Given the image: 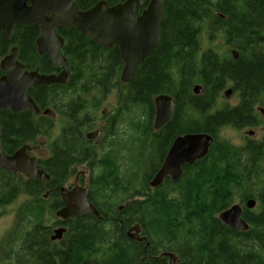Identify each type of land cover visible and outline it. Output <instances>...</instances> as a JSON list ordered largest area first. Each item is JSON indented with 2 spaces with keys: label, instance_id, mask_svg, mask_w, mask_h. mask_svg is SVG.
<instances>
[{
  "label": "trees",
  "instance_id": "obj_1",
  "mask_svg": "<svg viewBox=\"0 0 264 264\" xmlns=\"http://www.w3.org/2000/svg\"><path fill=\"white\" fill-rule=\"evenodd\" d=\"M98 1L76 0L80 9ZM56 30L65 40L61 51L69 77L64 84L36 85L28 93L41 111L58 114V135L53 137L51 116L0 112L2 149L11 154L46 140L49 154L39 165L50 176L45 187L10 172V199L30 198L18 206L0 238V264H168L164 251L175 253L179 264H264V134L247 137L242 146L219 135L225 128L264 124L255 112L256 105L264 106V0H164L159 42L127 84L119 81L122 62L116 47L97 45L74 27ZM38 33L37 26L19 23L10 38L1 31L0 59L16 46L26 69L57 72L37 53ZM195 84L202 94L192 92ZM228 87L236 103L218 105ZM113 91L118 106L103 116V132L109 141L117 140L115 128L125 121L126 164L115 158L119 140L100 151L84 137L96 126L101 101ZM159 94L171 95L175 108L170 121L155 130L153 98ZM197 132L214 137L207 155L182 166L177 181L167 177L151 188L149 181L172 141ZM84 165L90 172L89 199L101 219L67 220L63 238L53 242L47 220L49 210L58 207H44L48 201L42 195L50 188V200L58 199L59 187ZM4 174L0 169V199L7 196ZM249 198L256 205L242 211L246 231L219 220L220 212ZM135 223L144 241L126 236Z\"/></svg>",
  "mask_w": 264,
  "mask_h": 264
},
{
  "label": "water",
  "instance_id": "obj_2",
  "mask_svg": "<svg viewBox=\"0 0 264 264\" xmlns=\"http://www.w3.org/2000/svg\"><path fill=\"white\" fill-rule=\"evenodd\" d=\"M142 4L143 0H123L108 5L105 0H100L87 9H80L76 0H0V32L10 38L17 23L22 26H37L39 33L35 45L38 55H45L47 61L57 69L62 66L59 73H40L37 69L29 71L19 61L17 47H12L0 60V112L9 110L20 113L29 110L38 115L40 109L28 90L35 85L66 82L69 75L68 63L61 52L64 38L56 31L58 27H74L97 45L105 48L116 47L123 64L119 80L122 84L128 83L160 38L164 0H149L146 7L139 12ZM232 54L234 58L237 57L235 51ZM193 93H202L200 84L194 85ZM231 93L232 90L227 89L224 95L228 98ZM153 103V128L159 129L171 119L175 100L171 95L159 94L153 98ZM256 110L264 118V107L259 106ZM42 114L49 115L50 110L45 109ZM252 133L250 131L249 135ZM100 136V130L90 131L85 135L87 139H95L97 143ZM212 143L213 136L204 132L177 136L149 186L158 187L166 177L172 181L178 180L182 174V166L193 165L205 157ZM28 148L23 145L12 154H6L2 150L0 139V167L23 173L29 179L46 182L49 175L39 168L35 158L27 154ZM61 197L66 205L57 210L55 215L62 220L71 216L79 219L87 215L101 219L100 212L88 200L87 187L75 186L69 191L61 188ZM254 203L253 200L247 201V208H252ZM219 218L224 224L238 231L248 229V224L241 217L239 204H233L221 212ZM65 230L63 227L54 229L50 239L60 240ZM139 233L140 226L135 224L127 230L126 236L141 241L144 238ZM162 255L168 257V264H179L173 253L164 252Z\"/></svg>",
  "mask_w": 264,
  "mask_h": 264
},
{
  "label": "rangeland",
  "instance_id": "obj_3",
  "mask_svg": "<svg viewBox=\"0 0 264 264\" xmlns=\"http://www.w3.org/2000/svg\"><path fill=\"white\" fill-rule=\"evenodd\" d=\"M227 102L229 105H233L236 103L237 99L236 96H231L230 99H225L222 97H220L217 100V104L218 105H222L224 102ZM118 106L117 104V93L115 91H113L112 93H110L108 96H106L100 103L99 107H98V113L96 115V126L97 125H102L105 126L107 124L106 121V117H103L106 113H110L112 115L113 113V109H115ZM102 112L104 114H102ZM52 119L55 122V129H54V133H53V137L58 135L59 129H60V119L58 114H52ZM116 130V139L120 141V144L117 145L115 147L116 153H115V158L116 160H118L120 162L123 161L125 162V156H126V152L124 147H122L123 143H126V134H127V130L128 127L125 123V121L123 120L120 124H118V126L115 128ZM114 130V131H115ZM253 131L254 133L252 135H250L249 137L246 135L247 131ZM264 134V124L263 125H259L257 127H251V128H245L242 130H234L231 128H225L222 129L219 133L220 137L226 138L229 141L232 142V144L236 145V146H242L245 141L246 138H254V139H258L260 138L262 135ZM106 137V136H105ZM104 137V138H105ZM102 138V142L100 144V146L98 147V150L103 151L105 149V147L112 141L118 142L117 140H115L113 137H110V141L108 138ZM35 146H38L37 151L34 152V154L42 159L46 156H48L49 154V149L47 146V141L46 140H42L40 139V141L35 144ZM121 146V148H119ZM148 149V148H147ZM157 151V150H155ZM147 154L150 155L149 150H147ZM146 161H147V156H146ZM126 164V162H125ZM85 168L84 166H80L77 168L76 171H83ZM88 171V172H87ZM145 171V163L143 164V168L140 170L139 175L142 176L144 174ZM86 175L84 178V181L87 182V180L89 179V170L86 169ZM87 173H88V177H87ZM73 177L69 178L67 181V184L69 185H73ZM23 201V196H17L15 199H10V204H7L5 206H0V238L3 236L4 232L7 231L12 223H13V219H14V212L16 211V209L18 208L17 206L22 203ZM235 202H239L238 200ZM1 203H6V199H4L3 201L0 202ZM234 204V203H233ZM49 218L47 221L49 224H51V220L53 221L54 219L56 220V218L54 217L53 214L49 215Z\"/></svg>",
  "mask_w": 264,
  "mask_h": 264
},
{
  "label": "flooded vegetation",
  "instance_id": "obj_4",
  "mask_svg": "<svg viewBox=\"0 0 264 264\" xmlns=\"http://www.w3.org/2000/svg\"><path fill=\"white\" fill-rule=\"evenodd\" d=\"M102 125L103 124H101V125H97V127L94 129V130H101V132H102V134H101V136H100V139H99V141H98V143L95 141V139H91L92 141H93V143H94V145L95 146H98L99 144H100V141H101V138L103 137V129H102ZM37 148H38V146H33V145H29V148L27 149V152H28V154L31 156V157H33V158H35L36 159V162H37V164H39V160H40V158H38L35 154H34V152L35 151H37ZM10 154V153H9ZM40 166V165H39ZM41 167V166H40ZM86 169H84L83 171H76V172H74L73 174H72V176L71 177H73V185H69V184H67V182H65L64 183V185H62L61 187H59V194H58V199H56V200H50V198H49V194L51 193V191L53 190V189H50V188H47V189H45V191H44V194L42 195V197H43V199L44 200H46V201H48V204H45V206L44 207H58V208H56V209H54V211H53V214H55V212L58 210V209H60V208H62V207H65V205H66V202L65 201H63L62 200V197H61V188H65L66 190H71L72 188H74L75 186H79V187H88L89 188V181H90V179H88L87 180V182H85L84 181V178H85V175H86ZM88 172V171H87ZM15 174H18V175H20L21 177H22V179L24 180V181H26V182H28V181H30V180H28L23 174H20V173H15ZM4 175H6V177H7V179H8V181L6 182V184H7V196H6V203H1V205L0 206H5V205H7V204H10V171H8L7 172V174H4ZM89 175H90V172H89ZM70 177V178H71ZM87 177H88V173H87ZM44 183V186L46 187V183L45 182H43ZM30 198V196H24L23 195V200H28ZM88 198H89V194H88ZM4 199H0V202L1 201H3ZM49 214H52L51 213V210H49ZM56 218V217H55ZM73 219V217H70V218H67V219H65V220H62V219H60V218H56V220L54 219L53 221L51 220V227H52V229H51V231H53V229L54 228H58V227H66L65 225H64V222H66L67 220H72ZM51 234H52V232H51ZM56 242V241H55ZM59 242V241H58Z\"/></svg>",
  "mask_w": 264,
  "mask_h": 264
},
{
  "label": "bare ground",
  "instance_id": "obj_5",
  "mask_svg": "<svg viewBox=\"0 0 264 264\" xmlns=\"http://www.w3.org/2000/svg\"><path fill=\"white\" fill-rule=\"evenodd\" d=\"M14 47V46H13ZM230 50V49H229ZM231 51V53H232V51H235V50H233V49H231L230 50ZM237 54V53H236ZM195 85H197V84H195ZM194 87V86H193ZM193 87H192V92H193ZM202 87V86H201ZM227 89H230L229 87L228 88H226L224 91H223V98H225V99H230L231 98V96H232V93L230 94V96L227 98L225 95H224V92L227 90ZM202 92H203V88H202ZM195 94V93H194ZM200 94H202V93H200ZM199 95V94H198ZM260 105H256L255 106V112L262 118V119H264L258 112H257V107H259ZM52 163V162H51ZM150 182V181H149ZM152 188V187H151ZM156 188V187H155ZM249 200H253L255 203H254V206L252 207V208H247V206H246V202L247 201H249ZM255 205H256V201H255V199H253V198H249V199H247V200H245V202H243V207H245V208H247L248 210H253V209H255ZM122 208V205H120L119 206V209H121ZM218 218H219V215H218ZM219 220H220V218H219ZM221 221V220H220ZM222 222V221H221ZM223 223V222H222ZM135 224H138V223H135ZM135 224H133V225H135ZM224 224V223H223ZM132 225V226H133ZM139 225V224H138ZM226 225V224H225ZM131 226V227H132ZM140 226V225H139ZM228 226V225H227ZM233 228V227H232ZM248 228H249V225H248ZM127 232V231H126ZM140 237H143L144 239L143 240H141V241H144L145 240V237L141 234V227H140V233L138 234ZM136 241V240H135ZM138 242H140V241H138ZM33 252V251H32ZM164 252H169V253H173V252H170V251H164ZM164 252H162V253H164ZM175 256H176V254L175 253H173ZM164 257H166V256H164ZM177 257V256H176ZM39 258V257H38ZM167 259H168V257H166ZM178 259V258H177Z\"/></svg>",
  "mask_w": 264,
  "mask_h": 264
}]
</instances>
